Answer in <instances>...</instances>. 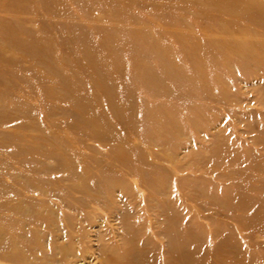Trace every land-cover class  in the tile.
I'll return each instance as SVG.
<instances>
[{
	"label": "rangeland",
	"instance_id": "obj_1",
	"mask_svg": "<svg viewBox=\"0 0 264 264\" xmlns=\"http://www.w3.org/2000/svg\"><path fill=\"white\" fill-rule=\"evenodd\" d=\"M262 21L0 0V264H264Z\"/></svg>",
	"mask_w": 264,
	"mask_h": 264
},
{
	"label": "bare ground",
	"instance_id": "obj_2",
	"mask_svg": "<svg viewBox=\"0 0 264 264\" xmlns=\"http://www.w3.org/2000/svg\"><path fill=\"white\" fill-rule=\"evenodd\" d=\"M261 23L264 25V21H262ZM8 224H9V223H8ZM6 257H7V255H6ZM7 258H9V257H7Z\"/></svg>",
	"mask_w": 264,
	"mask_h": 264
}]
</instances>
